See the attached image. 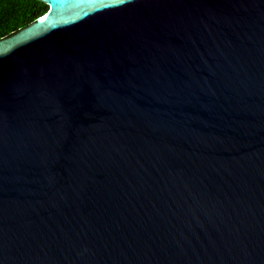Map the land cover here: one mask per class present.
Segmentation results:
<instances>
[{"label": "water", "instance_id": "1", "mask_svg": "<svg viewBox=\"0 0 264 264\" xmlns=\"http://www.w3.org/2000/svg\"><path fill=\"white\" fill-rule=\"evenodd\" d=\"M0 38V264H264V0H38Z\"/></svg>", "mask_w": 264, "mask_h": 264}, {"label": "trees", "instance_id": "2", "mask_svg": "<svg viewBox=\"0 0 264 264\" xmlns=\"http://www.w3.org/2000/svg\"><path fill=\"white\" fill-rule=\"evenodd\" d=\"M47 9L38 0H0V38L28 25Z\"/></svg>", "mask_w": 264, "mask_h": 264}]
</instances>
